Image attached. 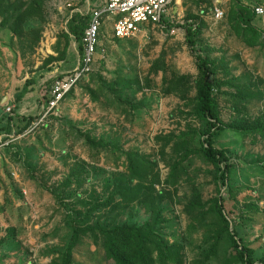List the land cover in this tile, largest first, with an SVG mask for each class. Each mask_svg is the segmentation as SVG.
Segmentation results:
<instances>
[{
	"label": "rangeland",
	"instance_id": "obj_1",
	"mask_svg": "<svg viewBox=\"0 0 264 264\" xmlns=\"http://www.w3.org/2000/svg\"><path fill=\"white\" fill-rule=\"evenodd\" d=\"M59 1L63 3L60 14L56 7ZM220 1L224 17L218 21L211 15L216 0H182V12L172 18L170 24L175 26L170 28L150 25L132 38L116 39L110 25H102L93 70L41 121L51 79L77 63L80 51L74 36L69 37L67 50L60 56L66 43L62 35L68 32L71 21L89 20L84 3L47 0L45 21L28 23L34 29L42 28L31 47L27 39L15 38L0 26V264L58 263L71 234L69 208L62 203L81 211L86 207L79 206V200L103 202L130 184L125 156H114L120 151L96 154L87 146L86 135L136 154L144 172L151 171L149 175L158 174L159 178L151 198L147 195L145 200L126 205L115 195L121 205L110 212L111 206L100 210L96 216L101 224H143L151 218L157 194L162 193L161 217L165 222L159 230L173 246L172 258L176 257L167 264H202L220 226L210 211L212 204L203 210V216L201 211L187 212L196 187L202 202L219 196L225 199L223 213L230 229L236 228L244 238L255 264H263L262 135L226 130L217 139L216 146L224 148L233 163L227 186L216 184L212 165L198 155L184 162L186 172L177 186H164L168 163L179 159L168 136L203 125L188 115L195 95L192 85L185 98L163 92L168 86L163 84L164 78L183 75L193 80L196 75L195 57L180 27L187 20L201 24L202 43L221 69L218 77L230 82L217 96L221 120L242 128L264 127V44L249 46L247 36L235 35L227 19L230 0ZM256 2L249 0L251 6ZM160 56L165 71L149 74ZM49 57L57 60L48 61ZM230 93H242L241 99ZM137 104L140 106L133 108ZM29 117L35 119L28 125ZM36 120L40 121L37 125ZM149 180L142 182L147 193ZM134 184L136 180L130 185ZM229 246L223 234L215 254L204 264H236ZM72 264H106L100 243L82 237L73 250Z\"/></svg>",
	"mask_w": 264,
	"mask_h": 264
},
{
	"label": "trees",
	"instance_id": "obj_2",
	"mask_svg": "<svg viewBox=\"0 0 264 264\" xmlns=\"http://www.w3.org/2000/svg\"><path fill=\"white\" fill-rule=\"evenodd\" d=\"M46 1L47 0H0V26L8 30L11 36L15 38L27 39L31 47L33 42L39 39V33L42 28L37 27L34 29L28 26V23L32 20H38L39 22L45 21L44 4ZM255 16L250 6L242 4L240 0H230V9L227 14V19L234 34L238 35L240 33L243 36H247V38H245L248 40L247 44L249 46H254V44H261L262 46L264 44V38H261V34L252 25ZM87 20L88 19L85 18L84 21L82 20V22L80 21L79 23L71 21L68 26V32L62 35L66 43L60 55L61 57L64 56L67 50L70 35L74 36L78 42L80 54L82 53V37L88 24V22H86ZM162 24L166 25L168 28L175 26L170 24L168 19H163ZM180 27L184 31L187 47L194 54L196 75L193 80L183 75L177 77L173 75L169 80L164 78L163 84H168V86L163 89V92L165 94L175 92L178 93L180 97L185 98L192 85V88L195 89V95L192 99V110L188 115L203 125L199 129L181 132L178 136H174V134L168 136L167 139H171L170 142L173 141V150L179 159L173 163H168L170 169L164 180V186H177L180 178L184 175V171L186 172V170H184V162L190 157L198 155L208 164L212 165L216 184L219 187H224L228 185V178L233 163L228 152L224 148L216 146L217 139L222 133L226 132V130L233 132L242 131V134L257 132L264 137V127L255 124L247 128H242L235 124H226L221 120L217 96L221 93V87L225 85L228 86L230 82L219 79L218 75L221 69H219L220 67L217 66V63L210 58L209 47L202 43L200 37L201 24L187 20L183 25H180ZM100 35L101 29L99 32V40ZM113 37H115L114 34ZM259 38H261V41ZM51 60H57V58L49 57L48 61ZM96 60L97 54L95 55V62ZM159 71H165L162 56L153 61L149 69V74H158ZM74 90L75 88L67 93L66 96L73 93ZM240 95H242V93H239V95L232 94L233 97L239 98V100L241 99ZM48 99L49 94L46 95L45 104ZM139 106L140 104H137L134 105L133 108ZM34 119L33 117H29L27 124H31ZM85 142L96 154L100 152L115 154V152L120 151V155L114 156H116V158L125 156V167L129 171L127 176L128 182L132 184L136 180L134 186L129 184L125 186V188L118 189L117 194L122 197L126 205L139 201L142 198L145 200L147 195L151 198L154 189L153 184L159 182L158 174L149 175L151 171L144 172L143 162L136 154L121 151L116 146L103 143L100 140H95L88 135L85 137ZM71 176L76 178L77 174L73 173ZM69 178L70 177L67 179L68 181ZM147 179H150L148 189L150 192L148 191V193L146 191L147 188L142 184V182ZM48 190L58 197V193L54 188ZM193 192H195V195L187 205V212L192 214L195 211H201L200 214L203 216L205 213L203 210L208 205L212 204L210 211L214 213L218 226H220L212 236L213 241L204 253L202 264L208 262L210 257L215 254L216 247L223 234H226L228 237L230 255H234L236 264H255L252 255L253 251L244 242V238L236 228L233 227L230 229V223L223 213L225 199L219 196L210 201L202 202L197 194L196 187H193ZM115 195L110 196L103 202L93 201L92 203L89 200L81 199L78 205L86 207L81 211L70 208L67 203H62L65 207L69 208L67 214L69 215L68 225L71 234L67 245L59 254V260L56 264H72L73 250L79 240L86 236L100 243L106 264H167L171 260L175 261L176 257L172 258L173 246L165 241L159 230L160 225L165 222V219L161 217V212L163 210L160 206V202L163 198L162 193L157 194V201L156 203L154 202L155 206L150 210L151 218L143 224H101L96 216L100 210H107V208L111 206L108 211L110 212L121 205L120 201L115 200ZM60 200L63 202L62 197ZM1 245L2 241H0V246ZM154 254L155 257L153 256Z\"/></svg>",
	"mask_w": 264,
	"mask_h": 264
},
{
	"label": "built area",
	"instance_id": "obj_3",
	"mask_svg": "<svg viewBox=\"0 0 264 264\" xmlns=\"http://www.w3.org/2000/svg\"><path fill=\"white\" fill-rule=\"evenodd\" d=\"M66 6L70 7L71 4L66 3ZM251 8L256 16L264 17V3L254 4ZM170 9L171 0H104L101 7L91 10L82 37V53L78 65L75 69L52 79L48 88L49 99L44 104L45 110L39 120L46 117L50 111L56 110L67 93L77 87L93 70L95 55L98 53L99 32L105 21L111 20L112 32L116 38L128 39L138 35L143 26H163V19L171 21L173 17ZM211 14L218 21L224 17V10L214 5ZM40 121L36 120L35 124Z\"/></svg>",
	"mask_w": 264,
	"mask_h": 264
},
{
	"label": "crops",
	"instance_id": "obj_4",
	"mask_svg": "<svg viewBox=\"0 0 264 264\" xmlns=\"http://www.w3.org/2000/svg\"><path fill=\"white\" fill-rule=\"evenodd\" d=\"M82 1L84 3L85 10H87L86 14H88V15H89V13H90L91 10L101 7L103 5V2H104V0H82ZM240 1L244 5H248L250 7L253 6V5L251 6V3H249V0H240ZM256 1H258V2H256L255 4H257V3H264V0H260V1L259 0H256ZM220 2H221L220 0H216V3H214V5L219 6ZM60 4H63V3H61L59 1L58 2V5H56L57 10H58L57 12L60 11L59 14L62 13V8H63V6L60 5ZM64 4H66V3H64ZM214 5H212V6H214ZM75 11H78V9H75ZM181 12H182V0H171L170 14L172 15V17L175 18L176 16H180ZM260 18H262L263 20H260ZM212 19L215 20L213 18V16H212ZM105 24H109L110 27L112 28V22H111V20L110 21H105V23L103 25H105ZM252 25L261 34V36H264V17H262V16H255L254 20L252 21ZM148 26H150V25L143 26V29L146 28V27H148ZM151 26H157V25H151ZM70 36H72V35H70ZM79 57H80V54L78 55V57L76 55L77 63L76 64H73L72 65V68L67 69L66 71H61L60 72V75L65 74V73H67V72L75 69L77 67V65H78ZM60 75H58V76H60ZM51 81H52V79H51ZM48 88H49V86H48ZM48 88H47L46 95H48ZM30 89H32V87H30Z\"/></svg>",
	"mask_w": 264,
	"mask_h": 264
}]
</instances>
